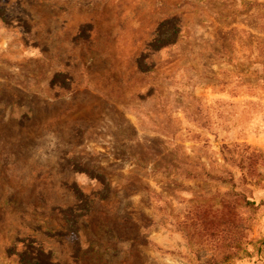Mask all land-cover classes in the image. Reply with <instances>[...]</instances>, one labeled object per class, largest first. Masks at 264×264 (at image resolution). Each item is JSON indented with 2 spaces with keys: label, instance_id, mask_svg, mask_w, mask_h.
Returning <instances> with one entry per match:
<instances>
[{
  "label": "rangeland",
  "instance_id": "374dc122",
  "mask_svg": "<svg viewBox=\"0 0 264 264\" xmlns=\"http://www.w3.org/2000/svg\"><path fill=\"white\" fill-rule=\"evenodd\" d=\"M0 264H264V0H0Z\"/></svg>",
  "mask_w": 264,
  "mask_h": 264
}]
</instances>
